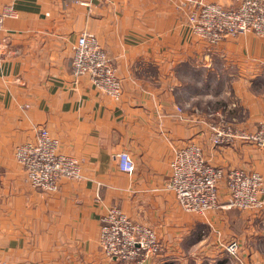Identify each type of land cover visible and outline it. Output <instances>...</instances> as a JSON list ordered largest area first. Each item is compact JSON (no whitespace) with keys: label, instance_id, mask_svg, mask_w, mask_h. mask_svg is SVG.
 Masks as SVG:
<instances>
[{"label":"crops","instance_id":"obj_1","mask_svg":"<svg viewBox=\"0 0 264 264\" xmlns=\"http://www.w3.org/2000/svg\"><path fill=\"white\" fill-rule=\"evenodd\" d=\"M9 5L15 16L0 30V264H124L98 245L112 206L163 243L144 264H235L224 250L232 241L243 264H264V207L192 215L164 189L172 152L191 142L212 165L264 177L263 149L208 141L214 128L254 132L264 120V39L210 47L192 35L177 0H0ZM83 32L115 67L120 101L72 76L71 46ZM42 128L82 170L52 194L34 190L14 159ZM120 152L133 173L119 171ZM219 193L222 207V185Z\"/></svg>","mask_w":264,"mask_h":264},{"label":"built area","instance_id":"obj_2","mask_svg":"<svg viewBox=\"0 0 264 264\" xmlns=\"http://www.w3.org/2000/svg\"><path fill=\"white\" fill-rule=\"evenodd\" d=\"M239 9H226L203 0H177V9L185 17L192 35L210 47L239 35L264 37V0H243ZM15 16L12 6L0 8V30L5 19ZM5 39L0 38V50ZM72 76H87L99 92L115 101L121 100L122 84L115 67L93 34L80 33L71 46ZM35 141L17 145L15 161L23 167L25 180L42 194L56 193L62 180L79 181L80 164L58 153V142L44 128L38 129ZM213 147L244 143L264 150V120L254 132L232 128H214L208 137ZM237 142V143H235ZM118 169L133 173L135 163L126 152L116 155ZM169 172L164 189L174 194L176 203L188 214L204 216L219 208L238 211H258L264 207V177L258 172L218 167L207 162L202 148L194 142L176 148L169 160ZM226 192V203L219 204V187ZM98 245L109 261L124 264H144L160 255L164 249L154 230L133 222L116 206L106 210L99 220ZM240 244L232 241L224 247L235 264Z\"/></svg>","mask_w":264,"mask_h":264},{"label":"rangeland","instance_id":"obj_3","mask_svg":"<svg viewBox=\"0 0 264 264\" xmlns=\"http://www.w3.org/2000/svg\"><path fill=\"white\" fill-rule=\"evenodd\" d=\"M203 1H205L206 3H208V4H216V5H219V6H221L222 8H226V9H230V8H232V9H234V10H236V9H239L240 8V4H238L239 2H241V1H243V0H234L233 1V3L231 4V5H229V6H224V5H222V4H217V3H214V2H208L207 0H203ZM255 36H257V35H255ZM257 37H259V36H257ZM259 38H261V37H259ZM262 39H264V37H262ZM116 73V72H115ZM117 75V74H116ZM93 85V84H92ZM94 86V85H93ZM122 96V95H121ZM17 147V146H16ZM58 148V147H57ZM15 149V148H14ZM68 157V156H67ZM69 158H71V157H69ZM71 159H73L76 163H78L74 158H71ZM79 164V163H78ZM81 166V165H80ZM69 181H72V180H69ZM128 218V217H127ZM134 222V221H133ZM256 252H258V253H261V249H259V250H256ZM260 255H262V254H260Z\"/></svg>","mask_w":264,"mask_h":264},{"label":"trees","instance_id":"obj_4","mask_svg":"<svg viewBox=\"0 0 264 264\" xmlns=\"http://www.w3.org/2000/svg\"><path fill=\"white\" fill-rule=\"evenodd\" d=\"M167 264H172V263H167Z\"/></svg>","mask_w":264,"mask_h":264}]
</instances>
